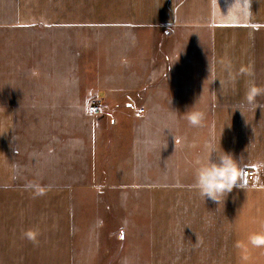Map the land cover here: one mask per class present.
Returning a JSON list of instances; mask_svg holds the SVG:
<instances>
[{
    "label": "crops",
    "instance_id": "crops-1",
    "mask_svg": "<svg viewBox=\"0 0 264 264\" xmlns=\"http://www.w3.org/2000/svg\"><path fill=\"white\" fill-rule=\"evenodd\" d=\"M253 85L264 93V0H0V264H264ZM21 110L47 111L31 137L10 136ZM206 142L239 164L220 205L193 187ZM42 172L63 233L33 243L9 233L10 190H32L17 215L35 220Z\"/></svg>",
    "mask_w": 264,
    "mask_h": 264
},
{
    "label": "clouds",
    "instance_id": "clouds-1",
    "mask_svg": "<svg viewBox=\"0 0 264 264\" xmlns=\"http://www.w3.org/2000/svg\"><path fill=\"white\" fill-rule=\"evenodd\" d=\"M261 94L264 93L254 85L251 86L246 97L247 106L254 110L258 107L264 110V104L257 102V97ZM182 116L191 127H203L206 119L203 111H188ZM214 153L215 159H213ZM239 177L238 161L231 154L223 152L220 147L218 149L214 142H206L202 154L195 161L193 187L198 194L204 200L211 199L220 205L237 185ZM27 238L35 243V237L31 233ZM252 243L259 244L261 241L253 238Z\"/></svg>",
    "mask_w": 264,
    "mask_h": 264
},
{
    "label": "rangeland",
    "instance_id": "rangeland-1",
    "mask_svg": "<svg viewBox=\"0 0 264 264\" xmlns=\"http://www.w3.org/2000/svg\"><path fill=\"white\" fill-rule=\"evenodd\" d=\"M88 113L91 114L90 110H88ZM100 113L101 112L97 114ZM34 117H40L43 121L45 119L44 117H47V111H37V114H34L33 111H10V136L12 137L13 135H26L31 137L34 128L32 125ZM41 129L42 133H47V127L41 126ZM11 149L12 146L10 142V156L12 154ZM17 176L18 175L14 174L10 168V181L12 180L11 177L16 178ZM39 177L40 179L38 180L41 181V188L33 190L34 196L29 198L31 199L30 208H32V201H35V213L33 215L35 217V220L32 219V216L24 220L22 214L17 215V208L22 207V200L24 199L23 194L32 193V190H23V188L22 190H10L9 233H63L60 228V223L56 219L53 222V229H50L48 227V219L52 217L53 213L49 215V207L47 205L49 200V191L44 187V181L47 178V174L42 172ZM26 180H34V175L31 173H22L21 177L19 176V178L16 179V181L21 182V186H24V181ZM75 224L76 221L70 224V230H77ZM42 238H44V236ZM105 244H108V242H105Z\"/></svg>",
    "mask_w": 264,
    "mask_h": 264
},
{
    "label": "built area",
    "instance_id": "built-area-1",
    "mask_svg": "<svg viewBox=\"0 0 264 264\" xmlns=\"http://www.w3.org/2000/svg\"><path fill=\"white\" fill-rule=\"evenodd\" d=\"M91 114H97L101 112V107L98 104H93L89 108ZM243 177L247 183L257 181L259 178L258 170L255 168L247 167L243 170Z\"/></svg>",
    "mask_w": 264,
    "mask_h": 264
}]
</instances>
